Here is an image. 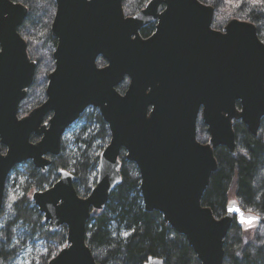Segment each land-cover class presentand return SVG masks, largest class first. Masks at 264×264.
<instances>
[{"label":"water","instance_id":"water-1","mask_svg":"<svg viewBox=\"0 0 264 264\" xmlns=\"http://www.w3.org/2000/svg\"><path fill=\"white\" fill-rule=\"evenodd\" d=\"M122 3L54 0L50 35L56 46L46 100L19 118L36 71L18 33L28 10L0 0V211L11 171L26 162L45 170L48 157L60 155L66 130L96 109L110 141L88 197L77 196L74 177L64 171L52 187L31 196L43 225L67 231L65 247L48 264H98L86 244V227L121 183L122 152L138 171L145 212L160 214L200 264H223L233 221L249 226L241 217L254 218L252 224L262 220L238 205L215 219L202 198L217 170L214 152L235 153L234 122L257 137L264 120V44L251 23L233 19L213 30V8L197 0H151L131 17ZM155 23V33L142 39L139 32ZM125 81L120 94L116 89ZM199 117L206 145L196 138Z\"/></svg>","mask_w":264,"mask_h":264},{"label":"trees","instance_id":"trees-1","mask_svg":"<svg viewBox=\"0 0 264 264\" xmlns=\"http://www.w3.org/2000/svg\"><path fill=\"white\" fill-rule=\"evenodd\" d=\"M10 1L28 10L27 19L18 33L26 43L30 60L37 63L41 58L34 53V47L40 43L50 48L47 57L51 60L50 54L56 46L50 35L54 0ZM148 1L124 0L123 12L133 15ZM198 1L212 7L214 16L223 14L226 20L251 23L264 44V0ZM153 32L154 27L148 26L141 30L140 36L146 39ZM97 64L105 66L102 61ZM38 68L33 86L39 77ZM127 85L125 81L117 92L124 94ZM45 89H39V96L30 105L27 94L19 106V118L45 101ZM32 90L38 89L32 87L30 92ZM233 130L235 153L231 155L224 148L214 152L217 170L203 195L202 206L210 209L215 219L222 218L233 190L238 207L244 213L258 215L262 222L257 224L251 238L242 225L233 221L224 240L223 264H264V140L259 135L251 136L240 122H234ZM66 135H71L70 140L63 137L60 155L44 171L26 162L15 167L7 178L0 211V264H15L26 249L31 251L37 247L39 251L31 258V264H48L65 247L66 228L52 232L48 225H43V217L33 206L31 195L49 189L58 180V173L64 171L75 178L77 196L88 197L96 184L100 153L110 141L107 125L95 109L86 111ZM119 162L121 183L111 194L104 211L91 213L86 227V244L95 261L98 264H145L149 259H159L163 264H200L185 239L164 224L160 214L145 212L138 171L125 161L123 152Z\"/></svg>","mask_w":264,"mask_h":264},{"label":"rangeland","instance_id":"rangeland-1","mask_svg":"<svg viewBox=\"0 0 264 264\" xmlns=\"http://www.w3.org/2000/svg\"><path fill=\"white\" fill-rule=\"evenodd\" d=\"M198 1V0H197ZM126 17H131L133 16L132 14L128 15V14H124ZM230 20H226L225 16L223 14H217V16H213V21H212V29L215 31H221L222 28L229 22ZM50 48L48 47H43L42 43L36 45L34 47V53L35 56H41V58L37 61V63L35 61H32L34 63H36L37 67H39L38 69H40L39 71V77H37V82L36 84H34V86L32 85V87H36L38 90L36 91H29V96L27 97V102L29 101V105L30 103H34L35 99L37 96H39V89L41 87H46L47 86V74L49 73V71L51 70V68L54 69V62L52 59V53L50 54L51 56V60L48 59V53L50 52L49 50ZM30 59V58H29ZM104 63V62H103ZM103 65H99V67L101 68ZM53 71V70H52ZM25 105V104H24ZM27 105V104H26ZM25 105V106H26ZM90 110V109H89ZM68 134V133H67ZM260 136L263 140H264V120L261 123L260 129L258 131L257 136ZM64 139L70 140V136H67L66 133L64 135ZM196 138L197 141L200 144H209V136L206 132V127L203 126L201 118L199 117L198 122H197V130H196ZM103 151V150H102ZM4 153V152H3ZM11 200H13V198H11ZM229 205H237V200L235 198L234 192L233 190L230 191L229 196H228V206ZM248 215L251 216H256L259 217L256 214L250 213V212H245ZM244 230L250 235V237L252 238L254 236V233L257 230V224H252V225H243ZM39 251V247H37L36 250H32L30 251V249H26L23 253H21V255H19V257L17 258L15 264H31V258L35 255L36 251Z\"/></svg>","mask_w":264,"mask_h":264},{"label":"flooded vegetation","instance_id":"flooded-vegetation-1","mask_svg":"<svg viewBox=\"0 0 264 264\" xmlns=\"http://www.w3.org/2000/svg\"><path fill=\"white\" fill-rule=\"evenodd\" d=\"M123 1H124V0H123ZM150 1H151V0H149V1L147 2V4H148ZM147 4H146V5H147ZM54 5H55V4H54ZM146 5L144 6V8L146 7ZM144 8H143V9H144ZM143 9H141V10H143ZM122 10H123V8H122ZM141 10H140V11H141ZM163 10H164V9L162 8L161 11H163ZM140 11H139V12H140ZM137 13H138V12H137ZM135 14H136V13H135ZM52 21H53V20H52ZM148 26H153V27H154V32L148 37V38H150V37L155 33L156 23H155V24H151V25H147L146 27H148ZM146 27H144V28H146ZM144 28H143V29H144ZM140 32H141V31H140ZM140 32H139V35H140ZM140 37H141V36H140ZM51 38H52V37H51ZM148 38H146V39H148ZM52 39H53V38H52ZM146 39H144V40H146ZM54 50H55V49H54ZM53 52H54V51H53ZM98 61H102V60H100V59L97 60V63H98ZM102 62H103V61H102ZM97 63H96V64H97ZM35 64H36V63H35ZM104 64H105V63H104ZM97 66H98V64H97ZM98 67H99V66H98ZM36 71H37V65H36ZM36 71H35V74H36ZM34 78H35V76H34ZM31 88H32V87H31ZM45 90H46V89H45ZM29 91H30V90H29ZM29 91H28V92H29ZM28 92H27V94H28ZM45 100H46V98H45ZM43 103H44V102H43ZM43 103H42V104H43ZM42 104H41V105H42ZM38 107H39V106H38ZM36 108H37V107H36ZM34 109H35V108H34ZM88 110H89V109H88ZM88 110H86V111H88ZM31 111H32V110H31ZM66 131H67V130H66ZM65 133H66V132H65ZM64 135H65V134H64ZM64 135H63V137H64ZM63 137H62V139H63ZM32 139H35V138H32ZM32 139H31V143H36V142L38 141V139H35V141L33 142ZM62 139H61V143H62ZM60 153H61V147H60ZM48 159H49L50 162L52 163V160H53V159H56V158H50V157H48ZM30 163H31V162H30ZM51 163H50V165H51ZM31 164H32V163H31ZM33 167H34V166H33ZM48 167H49V166H48ZM48 167H46V168H48ZM46 168H45V169H46ZM43 171H44V170H43ZM60 172H61V171H60ZM66 173H67V172H66ZM71 176H72V175H71ZM58 179H59V173H58ZM74 179H75V178H74ZM57 181H58V180H57ZM57 181H56V182H57ZM74 183H75V182H74ZM54 184H55V183H54ZM54 184H53V185H54ZM53 185H52V186H53ZM52 186H51V187H52ZM73 187H74V184H73ZM31 196H32V195H31Z\"/></svg>","mask_w":264,"mask_h":264},{"label":"snow or ice","instance_id":"snow-or-ice-1","mask_svg":"<svg viewBox=\"0 0 264 264\" xmlns=\"http://www.w3.org/2000/svg\"><path fill=\"white\" fill-rule=\"evenodd\" d=\"M253 220H254V218L245 219V218L241 217V223H247V224L251 225L253 223ZM125 235H127V234H125ZM237 255H239V253H237ZM37 264H39V262H37Z\"/></svg>","mask_w":264,"mask_h":264}]
</instances>
